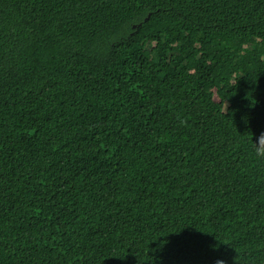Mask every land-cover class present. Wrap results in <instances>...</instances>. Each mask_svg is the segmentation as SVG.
Listing matches in <instances>:
<instances>
[{
	"label": "trees",
	"instance_id": "trees-1",
	"mask_svg": "<svg viewBox=\"0 0 264 264\" xmlns=\"http://www.w3.org/2000/svg\"><path fill=\"white\" fill-rule=\"evenodd\" d=\"M261 134L264 0H0V264H264Z\"/></svg>",
	"mask_w": 264,
	"mask_h": 264
},
{
	"label": "clouds",
	"instance_id": "clouds-1",
	"mask_svg": "<svg viewBox=\"0 0 264 264\" xmlns=\"http://www.w3.org/2000/svg\"><path fill=\"white\" fill-rule=\"evenodd\" d=\"M254 147L257 157L264 158V134H261L254 140Z\"/></svg>",
	"mask_w": 264,
	"mask_h": 264
},
{
	"label": "rangeland",
	"instance_id": "rangeland-1",
	"mask_svg": "<svg viewBox=\"0 0 264 264\" xmlns=\"http://www.w3.org/2000/svg\"><path fill=\"white\" fill-rule=\"evenodd\" d=\"M141 59L144 61V56L141 55ZM182 75H185L186 77H192L193 75L187 72L185 69L182 71Z\"/></svg>",
	"mask_w": 264,
	"mask_h": 264
},
{
	"label": "water",
	"instance_id": "water-1",
	"mask_svg": "<svg viewBox=\"0 0 264 264\" xmlns=\"http://www.w3.org/2000/svg\"><path fill=\"white\" fill-rule=\"evenodd\" d=\"M150 18V15L148 16V18L147 19H149ZM134 28H136V26H134Z\"/></svg>",
	"mask_w": 264,
	"mask_h": 264
}]
</instances>
